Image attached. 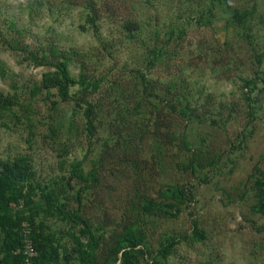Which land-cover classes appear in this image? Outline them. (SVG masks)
Returning a JSON list of instances; mask_svg holds the SVG:
<instances>
[{"label": "rangeland", "instance_id": "1", "mask_svg": "<svg viewBox=\"0 0 264 264\" xmlns=\"http://www.w3.org/2000/svg\"><path fill=\"white\" fill-rule=\"evenodd\" d=\"M0 91L52 264H264V0H0Z\"/></svg>", "mask_w": 264, "mask_h": 264}, {"label": "trees", "instance_id": "2", "mask_svg": "<svg viewBox=\"0 0 264 264\" xmlns=\"http://www.w3.org/2000/svg\"><path fill=\"white\" fill-rule=\"evenodd\" d=\"M93 20V19H92ZM138 24L136 22H129L126 28L129 31L136 29ZM66 62H61L58 72H47L44 76V83L47 88L58 87L64 98L68 97V90L70 83H74V79L70 78V73L66 67ZM249 86L252 84L248 82ZM12 104V100L5 96L0 91V108L6 107ZM87 113L91 115V106L87 109ZM91 123L90 131L93 132L94 126ZM33 176V167L29 160L25 157L17 158L16 160H3L0 157V264H52L55 262V255H59L57 248L52 244V240L49 236H46L42 232V227L39 229L31 216L18 212L14 215L11 212V204L22 201L28 207L31 203V192H27L29 196L23 198L19 190L30 186L28 184L29 179ZM264 177V173L262 178ZM262 178L257 179L258 189L263 192ZM31 191V190H28ZM183 193V190H180ZM260 209L264 212V195L259 201ZM28 220L30 233L28 237L32 240L34 249L37 254L32 258L29 263L26 261V255L24 253L25 236H24V222ZM78 223L82 222L84 227L80 229V232L84 235L91 234L92 238L88 245L84 246L79 242V247H76V251L79 255L80 264H94L90 257L95 245L96 239L91 233V229L85 220L79 218L76 220ZM2 232V233H1ZM2 234V236H1ZM127 244L120 246L119 252L122 251L123 262L127 263L132 256V250L138 245V239L133 236H127L125 238ZM143 253V250H141ZM112 258V257H110ZM65 260H70L68 256H65ZM117 258L107 260L105 264H114ZM57 263H60L58 260Z\"/></svg>", "mask_w": 264, "mask_h": 264}, {"label": "built area", "instance_id": "3", "mask_svg": "<svg viewBox=\"0 0 264 264\" xmlns=\"http://www.w3.org/2000/svg\"><path fill=\"white\" fill-rule=\"evenodd\" d=\"M23 232L25 236L24 253L27 256L26 261L30 263L32 258L37 254V251L34 249L32 240L28 237V233H30L28 224H24Z\"/></svg>", "mask_w": 264, "mask_h": 264}]
</instances>
